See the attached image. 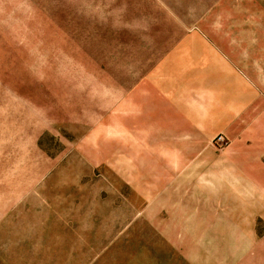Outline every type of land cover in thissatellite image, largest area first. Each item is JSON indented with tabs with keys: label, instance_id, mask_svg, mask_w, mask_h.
Returning <instances> with one entry per match:
<instances>
[{
	"label": "rangeland",
	"instance_id": "rangeland-1",
	"mask_svg": "<svg viewBox=\"0 0 264 264\" xmlns=\"http://www.w3.org/2000/svg\"><path fill=\"white\" fill-rule=\"evenodd\" d=\"M247 177L264 0H0V264H190Z\"/></svg>",
	"mask_w": 264,
	"mask_h": 264
},
{
	"label": "crops",
	"instance_id": "crops-1",
	"mask_svg": "<svg viewBox=\"0 0 264 264\" xmlns=\"http://www.w3.org/2000/svg\"><path fill=\"white\" fill-rule=\"evenodd\" d=\"M243 177V176H242ZM241 177V179H242ZM253 178L247 177L244 184L245 191L240 192L241 203H231L232 209L238 213V215H250L251 216H264V192L260 193L258 197H254V187L252 183ZM226 201V200H224ZM222 206H226L225 203H221ZM227 210V209H225ZM247 225V227L241 226L239 231L243 232L240 236L234 239L226 240L223 238L222 250L216 254L213 252L204 250L206 247L211 246L213 243H208L206 245L198 247V251H189L186 257L190 264H264V236L260 237L256 233V224L252 223V220ZM217 242L214 244L216 245ZM230 245V250L228 252L227 247ZM185 246L191 248L192 244L187 243ZM217 246V245H216ZM198 253V254H196ZM188 255V256H187Z\"/></svg>",
	"mask_w": 264,
	"mask_h": 264
},
{
	"label": "built area",
	"instance_id": "built-area-1",
	"mask_svg": "<svg viewBox=\"0 0 264 264\" xmlns=\"http://www.w3.org/2000/svg\"><path fill=\"white\" fill-rule=\"evenodd\" d=\"M217 143L222 145L224 143V138L223 137H218L217 138Z\"/></svg>",
	"mask_w": 264,
	"mask_h": 264
}]
</instances>
